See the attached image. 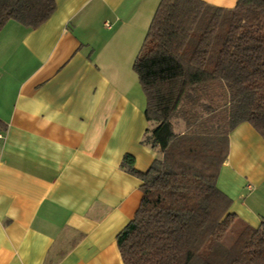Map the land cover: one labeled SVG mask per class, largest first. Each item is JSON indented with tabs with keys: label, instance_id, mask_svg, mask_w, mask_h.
<instances>
[{
	"label": "crops",
	"instance_id": "1",
	"mask_svg": "<svg viewBox=\"0 0 264 264\" xmlns=\"http://www.w3.org/2000/svg\"><path fill=\"white\" fill-rule=\"evenodd\" d=\"M158 1L54 0L37 27L1 28L0 264H122L115 237L142 182L120 163L131 154L144 171L159 156L141 143L155 123L132 69ZM228 145L217 186L257 226L264 138L241 122Z\"/></svg>",
	"mask_w": 264,
	"mask_h": 264
},
{
	"label": "trees",
	"instance_id": "2",
	"mask_svg": "<svg viewBox=\"0 0 264 264\" xmlns=\"http://www.w3.org/2000/svg\"><path fill=\"white\" fill-rule=\"evenodd\" d=\"M54 9L0 0V30L9 20L37 27ZM132 69L155 123L141 143L159 156L144 171L131 154L120 163L142 182L115 237L122 264H264V220L239 221L217 186L230 131L247 122L264 138V0H159Z\"/></svg>",
	"mask_w": 264,
	"mask_h": 264
},
{
	"label": "built area",
	"instance_id": "3",
	"mask_svg": "<svg viewBox=\"0 0 264 264\" xmlns=\"http://www.w3.org/2000/svg\"><path fill=\"white\" fill-rule=\"evenodd\" d=\"M104 24H105L106 26H109V23H107V22H106V23H104ZM0 137H1V135H0Z\"/></svg>",
	"mask_w": 264,
	"mask_h": 264
},
{
	"label": "rangeland",
	"instance_id": "4",
	"mask_svg": "<svg viewBox=\"0 0 264 264\" xmlns=\"http://www.w3.org/2000/svg\"><path fill=\"white\" fill-rule=\"evenodd\" d=\"M144 95V94H143Z\"/></svg>",
	"mask_w": 264,
	"mask_h": 264
}]
</instances>
